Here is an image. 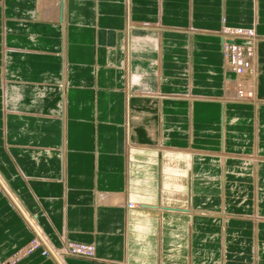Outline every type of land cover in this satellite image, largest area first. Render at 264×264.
I'll return each instance as SVG.
<instances>
[{
	"label": "crops",
	"instance_id": "crops-1",
	"mask_svg": "<svg viewBox=\"0 0 264 264\" xmlns=\"http://www.w3.org/2000/svg\"><path fill=\"white\" fill-rule=\"evenodd\" d=\"M223 26L258 37L252 101ZM23 248L264 264V0H0V264Z\"/></svg>",
	"mask_w": 264,
	"mask_h": 264
},
{
	"label": "rangeland",
	"instance_id": "rangeland-1",
	"mask_svg": "<svg viewBox=\"0 0 264 264\" xmlns=\"http://www.w3.org/2000/svg\"><path fill=\"white\" fill-rule=\"evenodd\" d=\"M219 37L221 41V49L225 59L226 67L240 80L239 81L240 83H237L233 88V93H234L233 97L236 98V100H240V101H246V102L252 101L254 97L253 83L251 81L250 82L246 81V78L248 79L252 78V73H253L252 70L257 56V43H258L257 35L254 33L253 30L233 29L223 26L219 31ZM225 50L230 51V57L225 53ZM235 51H239V54L236 53ZM240 57L244 62H248L249 64L248 69L241 74H239V69H238ZM247 95H249L250 97H247ZM33 240L36 241V235L30 241V243L25 247V248H29L27 250V252L29 253L40 248L37 247L30 250L32 248L31 242ZM45 247L42 250L43 254L49 255V253L45 251L46 249ZM25 248L16 252V254L11 258V260L9 259L5 264H13L17 260H19L21 256L20 253ZM63 249L64 247L57 250L58 253L59 252L62 253V251H64Z\"/></svg>",
	"mask_w": 264,
	"mask_h": 264
},
{
	"label": "built area",
	"instance_id": "built-area-1",
	"mask_svg": "<svg viewBox=\"0 0 264 264\" xmlns=\"http://www.w3.org/2000/svg\"><path fill=\"white\" fill-rule=\"evenodd\" d=\"M235 52L239 54V51H235ZM225 53L227 55H229V57H230V51L229 50H225ZM248 67H249L248 62H244L240 57L239 67H238L239 74L245 72L248 69ZM247 97H250V96L247 95ZM31 245H32L31 246L32 248L30 250L37 248V247H41V246L44 247L43 243L40 241H37V239H36V241L33 240L31 242ZM63 247H64V249H63L64 251H62V254H64V255L79 256V257H85V258H92L94 256L92 246H84V245H78V244H71L70 243V244L63 246ZM45 256L49 257V255H45Z\"/></svg>",
	"mask_w": 264,
	"mask_h": 264
},
{
	"label": "bare ground",
	"instance_id": "bare-ground-1",
	"mask_svg": "<svg viewBox=\"0 0 264 264\" xmlns=\"http://www.w3.org/2000/svg\"><path fill=\"white\" fill-rule=\"evenodd\" d=\"M243 91V90H242ZM242 93V92H241ZM37 241H40L39 239H37ZM41 242V241H40ZM94 250V249H93ZM46 252L49 253V255H51V253L53 252V250L51 248H46L45 249Z\"/></svg>",
	"mask_w": 264,
	"mask_h": 264
}]
</instances>
